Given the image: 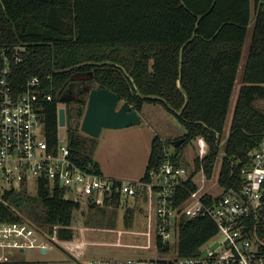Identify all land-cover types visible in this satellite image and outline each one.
<instances>
[{
    "label": "trees",
    "instance_id": "obj_1",
    "mask_svg": "<svg viewBox=\"0 0 264 264\" xmlns=\"http://www.w3.org/2000/svg\"><path fill=\"white\" fill-rule=\"evenodd\" d=\"M252 22L242 85L223 144ZM15 45L26 46L15 72L17 86L38 76L53 94L42 109L51 146L59 142V104L67 103L66 139L79 166L93 163L101 171L94 159L99 140L81 130L87 98H61L75 73L82 71L92 75L93 87L114 91L137 112L146 103L161 104L184 125L185 141L178 147L172 140L153 137L141 180L149 181L150 170L167 160L180 164L186 146L204 137L209 150L202 160L194 157L196 169L203 164L211 177L222 159L220 184L241 189L236 161L264 138V110L257 106L264 99V13L257 11L254 0H0V46ZM67 190L59 182L40 179L34 191L26 185L6 191L0 195V221L29 222L68 241L75 238L74 218L83 205L105 212L129 203L144 208L146 202V191L134 198L113 193L99 204L67 198ZM131 216L125 214L127 226ZM179 229V256L200 254L218 233L207 216L182 217ZM156 243L160 253L172 249L160 237Z\"/></svg>",
    "mask_w": 264,
    "mask_h": 264
},
{
    "label": "built area",
    "instance_id": "obj_2",
    "mask_svg": "<svg viewBox=\"0 0 264 264\" xmlns=\"http://www.w3.org/2000/svg\"><path fill=\"white\" fill-rule=\"evenodd\" d=\"M254 1L257 11L264 13V0ZM25 53L23 45L0 46V180L8 182V187L0 186V195L23 185L30 187L32 182L37 185L40 179L65 186L67 198L99 204L113 193L134 198L146 191L148 224L155 238L170 244L175 255L94 258L86 264H264V138L236 161L241 167V189L222 186L219 173V190L213 192L209 187L215 183V172L210 177L203 164L196 169L194 160L190 165L167 160L150 170L149 181L114 178L93 163L81 167L72 159L67 139L59 135L56 146L47 140L42 109L53 94L46 92L38 76L17 86L15 72ZM195 141L196 155L202 160L209 150L207 141L204 137ZM181 192L187 195L182 197ZM199 216L210 217L218 233L202 246L200 254L179 256L171 240L177 243L179 239L181 219ZM57 244V236L49 237L29 222L0 221V263L34 250L46 254ZM155 247L159 251L157 243Z\"/></svg>",
    "mask_w": 264,
    "mask_h": 264
},
{
    "label": "rangeland",
    "instance_id": "obj_3",
    "mask_svg": "<svg viewBox=\"0 0 264 264\" xmlns=\"http://www.w3.org/2000/svg\"><path fill=\"white\" fill-rule=\"evenodd\" d=\"M253 21V20H252ZM253 22L249 27L245 41L241 68L234 89L229 113L226 120L223 144L229 135L235 105L239 89L242 85V73L247 59L249 46L252 39ZM59 106L67 107V103ZM71 107L75 104H71ZM257 106L264 110V99L257 102ZM140 121L137 124L125 128H104L99 140V155L102 156L104 167L116 172L119 176L138 179L145 170L151 151L153 137L159 136L167 141L181 138L185 133V127L178 118L161 104L146 103L141 112ZM67 127H60L59 135L67 138ZM83 132V131H82ZM173 152L174 145L170 146ZM196 141H191L185 148L181 162L190 165L196 156ZM221 150V154L223 153ZM222 166V160H218L215 166L214 181L211 187L213 192H218L216 181ZM0 186L8 187V182L0 180ZM36 184H30V190L34 191ZM132 208V211H128ZM105 212L92 205H83L74 218L73 228L75 238L73 240H61L59 236L48 233L49 237L58 238V244L46 254L37 250L27 254H16L0 264H86L94 258H127V257H160L175 255L173 249L170 253H160L155 247L156 238L147 220V209L135 207L129 203L118 209L106 208ZM130 212V225L124 221L125 214ZM173 248L176 240L172 239Z\"/></svg>",
    "mask_w": 264,
    "mask_h": 264
},
{
    "label": "water",
    "instance_id": "obj_4",
    "mask_svg": "<svg viewBox=\"0 0 264 264\" xmlns=\"http://www.w3.org/2000/svg\"><path fill=\"white\" fill-rule=\"evenodd\" d=\"M86 98L87 107L81 122V130L90 136L98 138L104 128H125L140 121L139 113L112 90L92 87ZM58 121L59 127L67 125L66 107H59ZM184 141L183 137L176 139L175 147ZM214 246H217V243Z\"/></svg>",
    "mask_w": 264,
    "mask_h": 264
},
{
    "label": "flooded vegetation",
    "instance_id": "obj_5",
    "mask_svg": "<svg viewBox=\"0 0 264 264\" xmlns=\"http://www.w3.org/2000/svg\"><path fill=\"white\" fill-rule=\"evenodd\" d=\"M92 77L91 74L86 72L78 71L72 77V80L68 83L64 91L61 93V98L66 100H84L90 88L93 86L89 80Z\"/></svg>",
    "mask_w": 264,
    "mask_h": 264
},
{
    "label": "crops",
    "instance_id": "obj_6",
    "mask_svg": "<svg viewBox=\"0 0 264 264\" xmlns=\"http://www.w3.org/2000/svg\"><path fill=\"white\" fill-rule=\"evenodd\" d=\"M98 149H99V145H98V148H97L96 153L94 155V159L99 163V167H100L102 173H104V174H106L108 176L114 177V178L131 180V181L140 180L141 177L143 176L144 173L138 179H135V178H129V177H124V176H119L116 172L114 173V172L110 171V168L109 167H104L103 166V163H106V162H104L102 156L99 155Z\"/></svg>",
    "mask_w": 264,
    "mask_h": 264
}]
</instances>
